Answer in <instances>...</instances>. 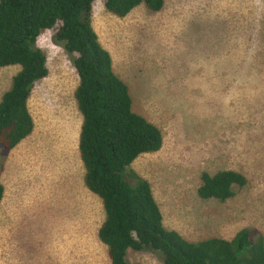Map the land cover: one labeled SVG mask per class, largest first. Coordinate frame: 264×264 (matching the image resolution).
Instances as JSON below:
<instances>
[{"label": "rangeland", "instance_id": "374dc122", "mask_svg": "<svg viewBox=\"0 0 264 264\" xmlns=\"http://www.w3.org/2000/svg\"><path fill=\"white\" fill-rule=\"evenodd\" d=\"M125 18L95 0L92 27L128 87L132 109L162 133L158 152L131 169L147 180L166 229L189 242L230 240L241 229L264 243V0H163ZM56 29V28H55ZM53 30L37 46L48 75L27 107L31 134L0 148V264H110L97 237L105 212L84 185L78 152L79 83ZM19 67L0 70V99ZM234 171L246 183L225 201L198 196L202 173ZM153 250L129 264H163Z\"/></svg>", "mask_w": 264, "mask_h": 264}, {"label": "trees", "instance_id": "16d2710c", "mask_svg": "<svg viewBox=\"0 0 264 264\" xmlns=\"http://www.w3.org/2000/svg\"><path fill=\"white\" fill-rule=\"evenodd\" d=\"M95 0H0V70L19 67L0 99V148L15 149L33 131L27 103L37 82L48 75L47 58L37 46L46 30L72 57L79 83L74 91L82 117L78 152L84 185L103 205L98 240L110 264H129L127 252L153 250L163 264H264V243L250 229L230 240L189 242L168 230L149 182L131 169L142 154L158 152L162 133L132 109L127 85L112 69L110 54L92 27ZM163 0H104L105 10L123 19L139 5L159 12ZM198 196L225 201L245 178L234 171L202 173ZM4 188L0 181V203ZM139 264V263H135Z\"/></svg>", "mask_w": 264, "mask_h": 264}]
</instances>
